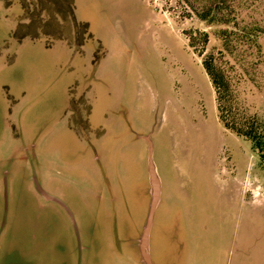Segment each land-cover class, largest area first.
<instances>
[{
  "label": "rangeland",
  "instance_id": "rangeland-1",
  "mask_svg": "<svg viewBox=\"0 0 264 264\" xmlns=\"http://www.w3.org/2000/svg\"><path fill=\"white\" fill-rule=\"evenodd\" d=\"M184 7L0 0V264H144L148 140L153 262L264 264V64L240 84L252 141L219 120L186 35L210 49L214 27Z\"/></svg>",
  "mask_w": 264,
  "mask_h": 264
},
{
  "label": "trees",
  "instance_id": "trees-1",
  "mask_svg": "<svg viewBox=\"0 0 264 264\" xmlns=\"http://www.w3.org/2000/svg\"><path fill=\"white\" fill-rule=\"evenodd\" d=\"M184 11L214 27L217 44L207 49L209 34L196 28L186 32L189 46L201 57L213 86L219 120L224 127L254 141L256 115L240 99V84L262 76L264 0H182ZM257 147V145H256ZM264 157V146H260Z\"/></svg>",
  "mask_w": 264,
  "mask_h": 264
},
{
  "label": "water",
  "instance_id": "water-1",
  "mask_svg": "<svg viewBox=\"0 0 264 264\" xmlns=\"http://www.w3.org/2000/svg\"><path fill=\"white\" fill-rule=\"evenodd\" d=\"M147 139V137H146ZM148 140V139H147ZM147 181L149 185V206L145 224L142 229V234L139 238V248L141 253V261L144 264H153L150 256L149 240L150 231L154 219L156 208L161 199L162 183L157 170V166L153 159V148L151 140H148V154H147ZM44 193V192H43ZM45 197L53 199L50 195L44 193Z\"/></svg>",
  "mask_w": 264,
  "mask_h": 264
},
{
  "label": "crops",
  "instance_id": "crops-1",
  "mask_svg": "<svg viewBox=\"0 0 264 264\" xmlns=\"http://www.w3.org/2000/svg\"><path fill=\"white\" fill-rule=\"evenodd\" d=\"M160 202H161V199H160ZM160 202H159V204H160ZM159 204H158V206H159ZM157 206V207H158ZM157 209V208H156ZM150 241V240H149ZM135 244H136V242H135ZM149 248H150V246H149ZM150 256H151V254H150ZM151 260H152V257H151ZM152 263L154 264V262H153V260H152Z\"/></svg>",
  "mask_w": 264,
  "mask_h": 264
},
{
  "label": "flooded vegetation",
  "instance_id": "flooded-vegetation-1",
  "mask_svg": "<svg viewBox=\"0 0 264 264\" xmlns=\"http://www.w3.org/2000/svg\"><path fill=\"white\" fill-rule=\"evenodd\" d=\"M10 264H14V263L11 262ZM154 264H155V263H154Z\"/></svg>",
  "mask_w": 264,
  "mask_h": 264
}]
</instances>
